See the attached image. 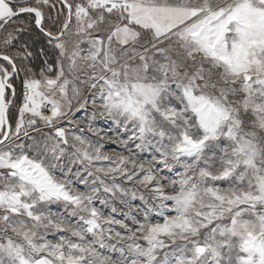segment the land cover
<instances>
[{
	"label": "snow or ice",
	"instance_id": "6c2138e0",
	"mask_svg": "<svg viewBox=\"0 0 264 264\" xmlns=\"http://www.w3.org/2000/svg\"><path fill=\"white\" fill-rule=\"evenodd\" d=\"M0 264H264V0H0Z\"/></svg>",
	"mask_w": 264,
	"mask_h": 264
}]
</instances>
